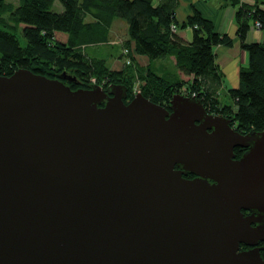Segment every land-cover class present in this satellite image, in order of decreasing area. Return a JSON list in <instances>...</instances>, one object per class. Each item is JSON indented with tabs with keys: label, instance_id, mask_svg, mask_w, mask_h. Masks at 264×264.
<instances>
[{
	"label": "water",
	"instance_id": "1",
	"mask_svg": "<svg viewBox=\"0 0 264 264\" xmlns=\"http://www.w3.org/2000/svg\"><path fill=\"white\" fill-rule=\"evenodd\" d=\"M76 81L0 75V264H264V132Z\"/></svg>",
	"mask_w": 264,
	"mask_h": 264
},
{
	"label": "trees",
	"instance_id": "2",
	"mask_svg": "<svg viewBox=\"0 0 264 264\" xmlns=\"http://www.w3.org/2000/svg\"><path fill=\"white\" fill-rule=\"evenodd\" d=\"M224 2L236 9L237 36L248 56L238 87L225 90L231 104L220 98L223 72L214 50L219 45L231 47L232 37L216 31L198 10L180 24L179 0H19L16 6L0 0V75L10 76L20 69L50 78L67 73L77 78L65 82L72 89L91 88L90 78L108 69L88 50L109 45L112 25L120 20L128 32L122 53H128L131 64L118 76L111 75L116 79L97 77V84L125 85L128 100L139 84L146 98L164 107L185 89L189 96L198 95L209 113L231 119L238 132H264V0ZM187 27L193 30L191 40L179 33ZM252 29L261 33L262 40L249 41ZM136 54L148 59L146 67L137 65ZM169 58L174 59L171 69L164 63ZM243 151L235 149L238 156Z\"/></svg>",
	"mask_w": 264,
	"mask_h": 264
},
{
	"label": "crops",
	"instance_id": "3",
	"mask_svg": "<svg viewBox=\"0 0 264 264\" xmlns=\"http://www.w3.org/2000/svg\"><path fill=\"white\" fill-rule=\"evenodd\" d=\"M251 1V0H246ZM224 0H179V8L177 10L176 18L180 24H183L187 21L188 17L193 14L195 10H198L205 18L211 20L215 26V30L220 33H226L233 39V45L231 47H226L223 45H219L215 47V54L217 57V62L220 65V68L223 72V89L230 90L232 88H236L239 85V72L240 69L248 64V56L247 52L244 51L240 46V41L237 36L238 26L235 20V12L236 9L232 6L223 7ZM120 27L123 30L124 40L128 39L127 25L120 20H115L110 36L111 42L106 45H98V46H108L117 48V56L122 54V44H118L122 42V35H114L113 32L116 28ZM179 33L187 40H191L193 37V30L191 27H187L184 30H179ZM262 35L255 29H252L249 34V41L262 40ZM98 46H92L89 48V55L93 58L98 59V55L93 53V48ZM92 50V51H91ZM103 58V57H101ZM111 59L108 58L109 66H111ZM135 60L137 65L140 67H146L149 63L148 59L142 55H135ZM174 64V59L169 58L166 59ZM158 64V63H157ZM122 65V63H119ZM113 68V67H112ZM115 69V68H113ZM119 71H125L126 67H119Z\"/></svg>",
	"mask_w": 264,
	"mask_h": 264
},
{
	"label": "rangeland",
	"instance_id": "4",
	"mask_svg": "<svg viewBox=\"0 0 264 264\" xmlns=\"http://www.w3.org/2000/svg\"><path fill=\"white\" fill-rule=\"evenodd\" d=\"M8 1H10V3L14 4L15 6L18 5V3H19V0H8ZM223 7H227V4L224 3ZM59 10H61V9H59ZM123 33L124 32H123V30H121L120 27L116 28V30L113 32L114 35H122L123 41L119 42L118 44H122L123 42H125ZM21 41H24V39L22 38ZM93 51H94L93 53H95V51H96V53H97L96 55H98L99 61H104L105 65L107 67L106 69H108V71H104L102 74L100 72H98L97 74H94V76L90 78V83H93V85L97 84V77H99V79H100L103 76L108 75L109 77H112L113 79H116L117 78L116 76L114 77V76H111V75L115 74V75L118 76V73H120V71L118 69L119 67H123L124 68L127 65L131 64V61H130V63H127L128 59H129V55L125 51H123V53L120 56H117V54H118L117 48L115 50L114 47H108V46L101 47V46H98V47L93 48ZM125 53H126V55H124ZM101 57H103V58H101ZM111 57H113V59L111 61L112 64H111V66H109L108 58L111 59ZM119 63H122V65H119ZM164 63H166V65L169 66L168 69H171V66H172V62L171 61L165 60ZM112 67L115 68V69H113ZM139 87L140 86L138 84L134 88V92L136 90H140ZM182 94H184L185 96L188 95L186 93L185 89L182 90ZM220 98H221V101H223L225 103L231 104L233 102L232 99L230 98V96L228 95L227 91H223V93L221 94Z\"/></svg>",
	"mask_w": 264,
	"mask_h": 264
},
{
	"label": "flooded vegetation",
	"instance_id": "5",
	"mask_svg": "<svg viewBox=\"0 0 264 264\" xmlns=\"http://www.w3.org/2000/svg\"><path fill=\"white\" fill-rule=\"evenodd\" d=\"M190 176V177H189ZM194 176H192V175H188V178H193Z\"/></svg>",
	"mask_w": 264,
	"mask_h": 264
},
{
	"label": "built area",
	"instance_id": "6",
	"mask_svg": "<svg viewBox=\"0 0 264 264\" xmlns=\"http://www.w3.org/2000/svg\"><path fill=\"white\" fill-rule=\"evenodd\" d=\"M140 92V90H136L135 93Z\"/></svg>",
	"mask_w": 264,
	"mask_h": 264
}]
</instances>
